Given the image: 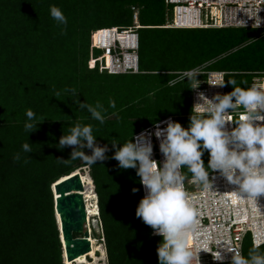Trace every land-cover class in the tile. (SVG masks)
I'll return each mask as SVG.
<instances>
[{
    "label": "trees",
    "instance_id": "obj_1",
    "mask_svg": "<svg viewBox=\"0 0 264 264\" xmlns=\"http://www.w3.org/2000/svg\"><path fill=\"white\" fill-rule=\"evenodd\" d=\"M165 4V0H0V264H64L52 185L77 169L83 174L85 166L97 195L107 264H158L156 248L162 237L135 216L142 197L135 169H120L115 159L91 166L80 159L64 163L57 158H69L75 146L60 150L55 145L75 124H90L99 145L109 144L106 155L111 157L112 139L119 147L166 117L174 116L187 128L190 115L198 114L192 110L195 79L183 78V72L199 66L227 72L226 93L232 88L229 79L247 88L254 76L264 77L253 73L264 72V47L252 49L250 55L256 51L259 55L253 64L239 58L240 63L229 68L216 65L228 58L233 46L195 66L169 64L187 44L214 41L212 34L188 31L224 27H165ZM50 5L62 10L66 25L50 16ZM107 13L111 18L105 20ZM135 13L138 71L109 73L103 50L93 45L95 32L134 26ZM109 20L117 23L101 25ZM221 34L215 38L220 42L226 37ZM167 80L177 82L169 85ZM76 100L93 106L99 101L104 122L79 109ZM110 100L115 108L109 107ZM26 109L44 118L29 133L24 129ZM26 142L30 153L21 148ZM16 154L19 159H14ZM202 159L207 167V150ZM182 170L187 175L186 167ZM133 187L138 191L133 193ZM250 245L254 248L251 241ZM188 247L193 253L190 238ZM255 249L264 254V244ZM190 264H196L194 254Z\"/></svg>",
    "mask_w": 264,
    "mask_h": 264
},
{
    "label": "clouds",
    "instance_id": "obj_2",
    "mask_svg": "<svg viewBox=\"0 0 264 264\" xmlns=\"http://www.w3.org/2000/svg\"><path fill=\"white\" fill-rule=\"evenodd\" d=\"M165 3L170 5L166 1ZM171 5L173 7V4ZM259 10L256 11L255 17H252L254 18L252 27L247 28H257L261 25L264 18L257 15ZM49 14L58 25H66V17L58 6L50 5ZM167 22L168 20L166 24ZM241 23L244 27V21L241 20ZM166 24L165 27H169ZM130 27L135 29L139 27L137 13L134 14V26ZM116 28L109 44L96 46L103 50L104 65L111 64L113 61V51L107 52L106 48L111 49L112 43L121 41L116 33L122 28L117 26ZM61 31L63 32V28ZM108 55L111 56L110 60ZM199 67L204 68L205 66ZM105 68L109 73H125V71H110L108 67ZM253 73L264 74L261 71ZM198 74L200 73L196 69H191L184 73L183 78L198 80L196 78ZM201 76L207 78V74ZM256 81L254 80L252 84ZM176 82V80H167L166 83L173 85ZM227 83L233 86L236 81L229 79ZM257 83L260 84L261 81ZM252 84L247 88L232 87V90L226 93L225 74V81L219 82V85L223 86L224 94L217 93L209 99L200 92L198 96L201 102L194 104L193 92L198 85L194 86L193 83L192 110L198 115H190L187 128L175 121L174 116L166 117L138 131L135 135L132 134V139L121 143L119 147H117L118 140L112 139L110 144L114 151L111 157L106 155L110 150L109 144L99 145L96 136L93 135L92 125L77 123L70 128V134L60 136L58 144L55 145L60 150L65 146H75L69 158L57 159L64 163L80 159L89 166L96 164L97 161L115 159L118 162V168L135 169L142 187V197L135 208V216L153 229V235L162 237L156 248L158 264H190L193 253L188 247V240L193 235H199L197 231L199 211L192 197L185 190L184 179L188 181L191 178L193 183H200L208 189L212 187L209 172L218 170L230 184L237 186L234 190L236 194L246 196L254 202L257 196L264 195V89H259ZM68 91L75 92L74 89ZM75 102L79 109H86L93 119L101 124L104 122L105 117L102 113L105 109L99 101L95 106L84 101L76 100ZM109 107L115 108V102L110 100ZM241 108L243 114L240 118L236 115L231 120L229 112ZM201 110L205 113H199ZM25 116L27 120L24 123V129L27 133L34 130L37 124L44 119L36 117L31 109L25 110ZM226 122H233L234 127L229 130L225 127ZM160 123L165 126L160 127ZM149 129L152 132H149ZM157 140L159 151L163 155V159L159 162L152 158L153 151L158 149ZM21 148L25 153L32 151L28 142L23 143ZM84 149L90 150V153H86ZM205 150L208 152L207 167L202 159ZM19 158V154L14 156V159ZM182 166L187 168L192 177L185 178ZM131 191L135 193L138 189L133 187ZM96 217L100 218L99 206ZM88 228L91 237L92 231L89 226ZM229 251L232 253L229 264H264V254L256 252L255 247L249 250L247 258L242 256L238 250L230 249ZM213 259L223 261L224 257L217 252ZM63 261L65 264L64 252Z\"/></svg>",
    "mask_w": 264,
    "mask_h": 264
},
{
    "label": "built area",
    "instance_id": "obj_3",
    "mask_svg": "<svg viewBox=\"0 0 264 264\" xmlns=\"http://www.w3.org/2000/svg\"><path fill=\"white\" fill-rule=\"evenodd\" d=\"M165 1L168 4H173L172 17L166 24L169 27H243L241 20L244 21V27H252L254 23L252 17H255L258 9L260 10L257 15L264 18V0ZM257 28L264 29V19ZM106 30L114 32L117 28L99 29L95 35H100ZM116 34L117 38L121 34L135 36V42L112 43L111 49H106L107 52L113 51V61L111 64H105L104 67H108L110 71H137L138 33L135 32V28L129 27L122 28ZM93 45L101 46L99 40L96 42L95 39ZM194 69L200 73L198 75L207 74V78H202V82L194 81V86L198 85L193 92L194 104L201 102L198 96L200 92L209 99L217 93L224 94L223 86H220L219 82L225 81V71H207L203 67ZM185 72H183V76ZM259 79H262L260 84L256 81L252 85L264 89L263 77L257 80ZM199 113H205V111L201 110ZM242 114L243 109L241 108L237 111H230L228 115L233 120L236 115L240 118ZM227 124L229 130L234 127L233 122H227ZM164 126L165 124L160 123V127ZM149 132H152L151 129ZM157 147L158 149L153 151L152 158L159 162L163 159V155L159 151L158 140ZM209 179L212 181V187L208 189L199 186V183H193L191 178L188 181L184 179L185 190L190 194L199 211L197 228L199 240L192 246L196 264L230 262L232 255L230 249L238 250L243 256V245L248 236L253 247L257 248L264 244V195L257 196L256 202L243 195L238 197L240 196L238 194V198L234 199L232 193L228 194L227 192L236 187L228 189L225 185L226 178L218 170H211ZM217 252L224 257L223 261L213 259Z\"/></svg>",
    "mask_w": 264,
    "mask_h": 264
},
{
    "label": "rangeland",
    "instance_id": "obj_4",
    "mask_svg": "<svg viewBox=\"0 0 264 264\" xmlns=\"http://www.w3.org/2000/svg\"><path fill=\"white\" fill-rule=\"evenodd\" d=\"M165 13H166V21L172 17V5H167L165 4ZM188 17V16H187ZM103 18L105 20H108L110 15L107 13L103 15ZM155 19V18H154ZM112 23H117V21L109 20L106 22L101 23V25H111ZM189 33L187 34H212L209 35L212 37V40L214 39L213 42H207L206 40L204 41V44L201 46L199 45H191L187 44L184 49L180 50L181 54L178 59L175 58L174 56V61L170 62L169 64H175V65H185V66H195L201 63L202 61L206 60L207 58L215 55L216 53L221 52L222 50L227 49L228 47H231L229 49V52L227 53L229 56L226 59L219 60L217 61L216 65L224 68H229L231 66H235L236 64L240 63L239 58H242V60H245L246 63L248 64H253L257 58H259L258 51L255 52L254 55L252 54V49L253 50H262L264 47V29L260 28H247V27H231V28H218V29H208V30H195V31H188ZM221 33H224L226 37L220 42V40L215 39L217 36L222 35ZM103 35L101 32V39ZM224 45V47H223ZM188 48V49H187ZM187 49V50H186ZM226 54V55H227ZM263 57V56H262ZM92 64V63H90ZM89 64V65H90ZM202 76L198 78L199 81L202 82ZM262 79H259L257 81H261ZM243 82L241 84H236V86H242ZM232 87H235L233 85ZM232 90V88H231ZM86 167V166H85ZM88 168V167H87ZM86 168V170H87ZM84 169V173L86 172ZM82 171V170H79ZM187 171V168H186ZM192 174L187 171V175H185V178L190 177ZM199 186H202L199 183ZM97 220V227L96 229L93 226V223L88 222V225L91 229L92 236H94L97 241H98V246H102V248H105V244L103 241V231H102V226H101V221L99 217L94 218ZM246 249L245 252L243 253V256L245 258L248 257L249 250L253 249L250 245V238L248 237L247 243H246ZM105 251V249H104ZM96 255L98 256H103L101 250H96ZM98 253V254H97ZM93 261L94 259L87 257L86 260ZM72 262V261H70ZM107 264V258L105 256V259L99 260L98 264ZM67 264V263H65ZM71 264V263H70ZM72 264H77L72 263Z\"/></svg>",
    "mask_w": 264,
    "mask_h": 264
},
{
    "label": "water",
    "instance_id": "obj_5",
    "mask_svg": "<svg viewBox=\"0 0 264 264\" xmlns=\"http://www.w3.org/2000/svg\"><path fill=\"white\" fill-rule=\"evenodd\" d=\"M52 190L64 257L74 260L92 248L81 172L77 170L57 180ZM75 233L79 235L75 236Z\"/></svg>",
    "mask_w": 264,
    "mask_h": 264
},
{
    "label": "bare ground",
    "instance_id": "obj_6",
    "mask_svg": "<svg viewBox=\"0 0 264 264\" xmlns=\"http://www.w3.org/2000/svg\"><path fill=\"white\" fill-rule=\"evenodd\" d=\"M112 37H113L112 30H106L103 33V39H100V35L97 34L96 42L99 40L100 44L107 45V44H109L110 41H112V39H111ZM118 38L123 43H127V42L132 43V41L135 42V36H132L130 34L129 35L121 34ZM108 58L110 60L111 56L108 55ZM225 127L228 128L227 122H226ZM77 170H80V169H77ZM69 175H67V176H69ZM81 175H82V180H83V183H84V190H83L82 193L84 195L85 203H86L87 222L91 223V225L93 223V226L96 229L97 220L94 219V218H96V216L98 214V205H97V201H96L97 195H96L95 190H94V183H93V180H92L91 176L89 175L88 168H87L85 173L82 174V172H81ZM64 177H66V176H63L61 178H64ZM225 183H226L225 185H226V187L228 189L232 188V187L233 188L237 187L236 185L230 184L227 180H226ZM217 184L221 185L220 183H217ZM234 190H230L227 193L228 194L232 193L234 199L238 198V197H241V195L237 197V194L234 192ZM57 215L59 216V214H57ZM90 240L92 242V248H91V250L89 252H87V253H85L83 255H80L79 257L75 258L74 260H67L65 258V263H67V264L71 263L72 264V263H76L77 262V264H98V261L100 259L101 260L105 259L106 253H105V251H104V249L102 248L101 245L98 246L99 244H98L97 239L94 236L91 235ZM198 240H199V236L198 235H193V236L190 237V241H191L192 246H193L194 243L198 242ZM98 249L102 251V255L103 256L96 255L95 252ZM86 256L87 257L91 256L92 259H94V260L93 261H90L89 259L86 260ZM70 261H72V262H70Z\"/></svg>",
    "mask_w": 264,
    "mask_h": 264
},
{
    "label": "crops",
    "instance_id": "obj_7",
    "mask_svg": "<svg viewBox=\"0 0 264 264\" xmlns=\"http://www.w3.org/2000/svg\"><path fill=\"white\" fill-rule=\"evenodd\" d=\"M257 79H258V78L254 76V77L252 78V81H251L250 84H252V82H253L254 80H257Z\"/></svg>",
    "mask_w": 264,
    "mask_h": 264
}]
</instances>
